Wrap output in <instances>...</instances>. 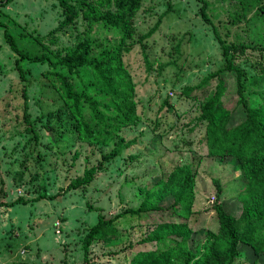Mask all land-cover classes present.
<instances>
[{"label": "rangeland", "instance_id": "rangeland-1", "mask_svg": "<svg viewBox=\"0 0 264 264\" xmlns=\"http://www.w3.org/2000/svg\"><path fill=\"white\" fill-rule=\"evenodd\" d=\"M203 1L208 23L200 18L196 0H142L126 31L81 17L58 28L63 15L53 0H12L0 7V264H130L137 254L168 249L174 230L154 226V216L125 213L114 221L116 235L88 246L84 236L99 217L107 220L137 208L147 190L177 166L189 165L194 181L184 239L176 252L170 251L174 264L189 251L200 254L210 235L218 237L215 203L237 214L244 180L232 161L206 155L204 125L196 121L198 100L215 80L189 96L183 90L224 65L220 39L237 47L230 59L243 72L250 105L257 104L264 91L254 67L264 65V0ZM157 21L156 30L145 36ZM1 25L19 54L42 60H18L3 40ZM83 40L90 44V58L118 45L128 47L122 64L140 120L120 130L127 146L111 160L102 157L114 145L76 139L68 113L58 109L60 94L47 80L53 69L45 58ZM76 73L73 87L90 95L89 70ZM224 79L223 103L234 91L233 80ZM22 90L29 125L22 118ZM85 171L90 181L74 188ZM212 180L219 184L218 195ZM169 203L157 204L168 208ZM152 235L160 240H148ZM233 264H264V253L239 244Z\"/></svg>", "mask_w": 264, "mask_h": 264}, {"label": "trees", "instance_id": "trees-1", "mask_svg": "<svg viewBox=\"0 0 264 264\" xmlns=\"http://www.w3.org/2000/svg\"><path fill=\"white\" fill-rule=\"evenodd\" d=\"M11 1L0 0V7ZM53 1L57 3L63 15L58 28L72 25L75 19L81 17L83 20L101 22L104 26L122 31H126L131 17L142 2V0ZM196 1L201 3L200 18L208 23L204 1ZM158 23L159 21L145 36L152 34ZM2 36L11 52L18 54V60L27 58L19 54L13 38L4 27ZM217 42L224 65L206 76L195 87L185 88L183 94L189 96L192 90L204 88L210 80H215L212 89L198 100L196 121L204 125L206 155L219 160L228 159L235 163L244 184L240 185L237 196L239 204L237 214L228 213L219 203H215L212 210L217 219L218 237L210 235V239L204 242L200 254L189 251L186 257L181 259L180 264H233L239 244L249 247L255 254L264 253V91L257 98V104L250 105L245 94L243 72L233 64L229 56V53L238 51L237 47L225 45L220 39H217ZM90 48L89 42L83 40L65 48L54 58L46 57L48 67L53 69L47 80L60 94L63 105L58 109L60 111L64 109L68 113L76 139L87 145L99 147L114 145L110 152L102 157L103 160H111L119 156L127 146L118 137L120 130L134 126L140 120L135 113L133 84L122 64V55L128 51V47L118 45L112 49L102 50L92 58L89 57ZM40 58H27V60L37 62L42 60ZM254 67L257 74L264 79V65H254ZM15 68L22 79L17 61ZM57 68L62 69L64 73L57 71ZM81 68H87L92 77L90 95L84 90L78 91L73 87L72 79L78 76L76 71ZM224 76L233 80L234 91L228 98L231 99V105L226 104L228 100L225 103L222 100L226 92ZM23 92L22 90L24 99L22 118L24 123L29 125ZM55 116L60 119V115L55 114ZM90 179V171H85L73 187L87 184ZM193 181L194 172L189 165L174 167L164 181L156 182L154 188L147 190L137 208L125 209L107 220L99 217L84 236L85 246L92 241H104L116 235L114 221L122 214L154 216V226L162 227L168 232L174 230V245L159 252L137 254L131 259L130 264H174L170 251L176 252L174 248L185 236L184 232L187 229L185 218L190 212L193 201ZM212 184L218 195L220 192L218 182L212 180ZM163 200L170 201L168 208H161L157 204ZM16 202L22 200L17 199ZM164 213H167L165 217ZM148 240L158 242L160 237L152 235Z\"/></svg>", "mask_w": 264, "mask_h": 264}]
</instances>
